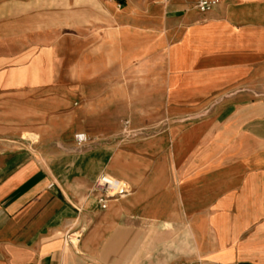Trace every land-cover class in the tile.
Wrapping results in <instances>:
<instances>
[{
  "label": "crops",
  "instance_id": "obj_1",
  "mask_svg": "<svg viewBox=\"0 0 264 264\" xmlns=\"http://www.w3.org/2000/svg\"><path fill=\"white\" fill-rule=\"evenodd\" d=\"M174 4L158 42L169 46L175 92L178 78L262 76L264 0H223L204 14ZM40 35L0 33V264H92L86 254L97 253L105 228L135 211L191 228L195 249L181 264H264V123L177 125L171 139L108 146L100 137L117 130V107L132 95V82L117 80V50L104 61L100 49L82 52L75 63ZM102 172L133 192L111 200L75 250L64 237L86 221Z\"/></svg>",
  "mask_w": 264,
  "mask_h": 264
},
{
  "label": "rangeland",
  "instance_id": "obj_2",
  "mask_svg": "<svg viewBox=\"0 0 264 264\" xmlns=\"http://www.w3.org/2000/svg\"><path fill=\"white\" fill-rule=\"evenodd\" d=\"M174 3L191 2L0 0V33L7 39L21 37L23 42L32 33H41L39 37L61 42L60 55L75 63L82 52L88 59L100 49L104 61L111 50H117V78H121L117 80L124 82L127 78V82H132V95L117 107V130L103 132L100 137L108 146L125 149L136 142L161 136L170 138L177 125L178 129H183L201 122L214 123L218 128L243 121L264 123V68H261L260 78H178L176 84L181 85V89L174 91L176 79L168 78L169 46L163 49L158 42L160 34L165 32V18L177 15ZM129 57L126 66L124 61ZM189 92L192 99L188 97ZM174 103L187 111L171 112ZM126 122L130 123L127 128ZM168 144L166 153L172 165V140H168ZM101 175L116 178L102 172L90 185L86 197L91 207L86 213V221L72 227L64 237L65 244L75 250L93 229L96 216L106 213L111 200L122 198H104L97 185ZM125 183L130 187L129 196L133 188ZM102 197L104 200L100 202ZM103 234L97 253L86 254L91 260L85 258L88 263L181 264L195 249L193 234L187 224L179 227L172 222L145 221L141 211L118 219L116 224L106 227ZM79 235L80 243L76 241ZM72 241L78 242L77 248Z\"/></svg>",
  "mask_w": 264,
  "mask_h": 264
},
{
  "label": "built area",
  "instance_id": "obj_3",
  "mask_svg": "<svg viewBox=\"0 0 264 264\" xmlns=\"http://www.w3.org/2000/svg\"><path fill=\"white\" fill-rule=\"evenodd\" d=\"M223 0H167V2H191L193 6L199 13H207L214 10L218 5L221 4ZM129 122L125 123V127L129 126ZM86 136L84 134L78 135V143L86 141ZM98 191L100 190L103 194L104 198H109L113 196L124 197L129 194L130 187L123 181L118 180L116 178L101 175L97 179ZM103 197L100 199L102 202ZM69 238V236H67ZM81 235L77 237L78 242L80 241ZM96 264V263H92Z\"/></svg>",
  "mask_w": 264,
  "mask_h": 264
},
{
  "label": "bare ground",
  "instance_id": "obj_4",
  "mask_svg": "<svg viewBox=\"0 0 264 264\" xmlns=\"http://www.w3.org/2000/svg\"><path fill=\"white\" fill-rule=\"evenodd\" d=\"M76 240V239H75ZM77 241V240H76Z\"/></svg>",
  "mask_w": 264,
  "mask_h": 264
}]
</instances>
